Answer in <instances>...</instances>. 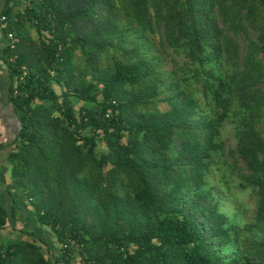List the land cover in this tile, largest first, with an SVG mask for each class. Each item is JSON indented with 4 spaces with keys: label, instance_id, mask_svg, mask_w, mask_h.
I'll use <instances>...</instances> for the list:
<instances>
[{
    "label": "trees",
    "instance_id": "1",
    "mask_svg": "<svg viewBox=\"0 0 264 264\" xmlns=\"http://www.w3.org/2000/svg\"><path fill=\"white\" fill-rule=\"evenodd\" d=\"M0 5L13 180L55 234L0 264H264V0ZM221 158L256 201L244 225L210 183Z\"/></svg>",
    "mask_w": 264,
    "mask_h": 264
},
{
    "label": "crops",
    "instance_id": "2",
    "mask_svg": "<svg viewBox=\"0 0 264 264\" xmlns=\"http://www.w3.org/2000/svg\"><path fill=\"white\" fill-rule=\"evenodd\" d=\"M9 44L0 27V205L7 210L6 224L0 229V244H12L21 240L42 237L55 240V234L42 226L35 215L27 195L13 180L9 157L21 123L10 100L11 78L3 59V50Z\"/></svg>",
    "mask_w": 264,
    "mask_h": 264
},
{
    "label": "rangeland",
    "instance_id": "3",
    "mask_svg": "<svg viewBox=\"0 0 264 264\" xmlns=\"http://www.w3.org/2000/svg\"><path fill=\"white\" fill-rule=\"evenodd\" d=\"M34 32V31H33ZM35 34V32H34ZM107 62L104 63V65ZM166 63L163 69H167ZM170 67V64H169ZM58 91L59 88H57ZM75 105L78 108L82 102H79L74 98ZM161 109L165 110L169 106L166 103H159ZM222 138L226 142V145H231L234 142L233 138V126L231 124L226 125L223 130ZM99 149H105L100 144ZM210 183L214 185V191L216 195H219L223 201L222 210L226 212L235 223L244 225L246 222L252 221L256 211V201L250 190H240L237 187V175L232 173L231 169L226 166L223 159L216 160L212 167V173L209 176ZM55 254H59V249H55Z\"/></svg>",
    "mask_w": 264,
    "mask_h": 264
},
{
    "label": "built area",
    "instance_id": "4",
    "mask_svg": "<svg viewBox=\"0 0 264 264\" xmlns=\"http://www.w3.org/2000/svg\"><path fill=\"white\" fill-rule=\"evenodd\" d=\"M0 21H1V26L2 27H7V25H8L7 17H6V15L2 11L1 5H0ZM8 38H9L10 45L13 47L14 46V42H15V39L13 37V34L12 33H9L8 34ZM72 264H77V262L72 263ZM87 264H91V263L88 262Z\"/></svg>",
    "mask_w": 264,
    "mask_h": 264
}]
</instances>
